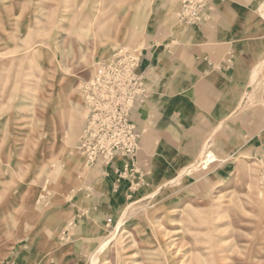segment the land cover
I'll list each match as a JSON object with an SVG mask.
<instances>
[{
	"label": "rangeland",
	"instance_id": "1",
	"mask_svg": "<svg viewBox=\"0 0 264 264\" xmlns=\"http://www.w3.org/2000/svg\"><path fill=\"white\" fill-rule=\"evenodd\" d=\"M0 264H264V0H0Z\"/></svg>",
	"mask_w": 264,
	"mask_h": 264
},
{
	"label": "crops",
	"instance_id": "2",
	"mask_svg": "<svg viewBox=\"0 0 264 264\" xmlns=\"http://www.w3.org/2000/svg\"><path fill=\"white\" fill-rule=\"evenodd\" d=\"M249 48V47H248ZM252 52L250 49H248V59L252 61V59L250 58ZM245 61L244 63L249 64L248 68L246 69L248 72L250 71V66H252V64L250 63V61ZM262 62V58L259 59V62ZM256 66H254L255 68ZM253 68V70H254ZM192 69V68H191ZM252 70V72H253ZM190 70H186L184 71V74H179L178 75V82H185L186 85L185 89H188V82L191 83L194 82L193 84V94H191V98L194 101V105L197 108H200L202 113H218L220 114L221 111H227L230 112L233 109H235V97H234V93L233 90H231V94L229 96L228 94V89L231 88L233 89L234 86V80L233 77L230 75H225V77L219 78V76H221V74H216V73H206L204 72L202 73H198L197 69H192V72H188V74H186V72ZM241 72H243L242 76V84H244L245 86L248 87H252L253 86V82L249 83V80H246V71L242 70L241 68ZM189 76V77H188ZM252 76V75H251ZM188 77V79H187ZM252 78V77H251ZM220 81H222L221 86H226L227 89V94L223 95L222 94V99L219 97V89H220ZM232 82V83H230ZM247 94V93H246ZM179 98L181 99V102L185 101V98H183V96L180 94ZM188 99V98H187ZM191 100V101H192ZM190 101V102H191Z\"/></svg>",
	"mask_w": 264,
	"mask_h": 264
},
{
	"label": "bare ground",
	"instance_id": "3",
	"mask_svg": "<svg viewBox=\"0 0 264 264\" xmlns=\"http://www.w3.org/2000/svg\"><path fill=\"white\" fill-rule=\"evenodd\" d=\"M228 192V191H227Z\"/></svg>",
	"mask_w": 264,
	"mask_h": 264
}]
</instances>
